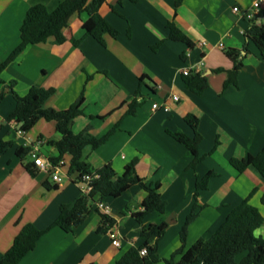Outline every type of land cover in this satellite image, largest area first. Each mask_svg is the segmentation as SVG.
I'll use <instances>...</instances> for the list:
<instances>
[{"label":"crops","instance_id":"obj_1","mask_svg":"<svg viewBox=\"0 0 264 264\" xmlns=\"http://www.w3.org/2000/svg\"><path fill=\"white\" fill-rule=\"evenodd\" d=\"M118 1L106 0L99 10L119 31L118 38L105 34L102 45L86 36L83 26L89 15L75 13L64 32L80 40L79 45L70 40L56 45L53 38L29 45L2 73L0 140L14 144L0 157V260L24 225L48 229L62 208L73 207L83 191L77 175L68 173L69 155L63 157V181L59 184L37 169L31 175L25 167L31 157L22 160L16 155L18 147H30L46 158H57L53 142L61 140L62 134L56 122L45 120L28 133H19L14 121H8L16 105L11 88L21 97L32 88L54 89L45 106L56 110L68 109L84 92L83 114L74 120V134L90 126V133L101 138L118 126L99 148L87 146L84 158L95 169L111 164L118 175L135 160L140 177L161 183L166 211L151 213L144 220L146 229L167 224L158 244L162 260L156 264H165L163 259L182 246L180 232L194 205L199 215L188 227L186 250L199 239L210 237L247 198L264 217V178L254 167L238 173L229 163L247 153L257 155L264 148V53L261 55L253 42L248 45L250 53L244 58L238 85L224 89L233 67L225 51L243 49L251 21L264 25V0L256 11L252 9L255 0H184L177 9L176 0H124L121 5ZM30 3L0 0V61L20 44ZM236 6L240 11H233ZM170 22L191 39L193 49L169 40ZM199 62L209 87L195 95L186 89L181 71ZM217 69L223 71L215 73ZM172 95L179 101L173 102ZM135 99L140 106L135 115H128ZM156 102H166L169 112L153 111ZM189 114L198 118L203 137L199 146L202 160L194 168L193 154L171 135L182 132L193 137L185 121ZM208 173L212 176L207 187L195 196L197 181ZM146 195L134 186L117 198L104 200L115 224L103 233L98 232L102 217L95 203L84 223L73 231L50 228L20 264H114L130 247L145 241L135 213L142 210ZM254 233L264 238V223ZM111 234L118 245L112 244ZM246 257V253L238 255L236 263L242 264Z\"/></svg>","mask_w":264,"mask_h":264},{"label":"trees","instance_id":"obj_2","mask_svg":"<svg viewBox=\"0 0 264 264\" xmlns=\"http://www.w3.org/2000/svg\"><path fill=\"white\" fill-rule=\"evenodd\" d=\"M124 0H119L121 5ZM136 3L139 0H128ZM184 0H176V9ZM106 0H53L46 3L43 0H31L30 8L21 26L20 44L9 54L5 60L0 61V84L4 81L2 73L29 45H37L54 39L56 45H61L70 40L74 45H79L80 40L69 37L64 30L68 28V22L75 13L86 12L89 19L84 23L86 36H91L100 44L104 45V35L110 34L118 38L119 31L113 27L99 10ZM114 12L122 16L121 13L112 6ZM169 40L183 42L191 49L195 44L180 30L174 22L168 24ZM246 43L242 50L229 48L226 55L233 62V67L228 71V78L224 83V89L238 85V76L243 67L245 56L250 53L248 45L253 42L259 53H264V25L250 22L249 28L245 31ZM160 42L158 46L161 44ZM184 56V55H183ZM217 69L214 72H222ZM185 87L195 95L203 94L209 87L208 76L205 73H195L183 76ZM143 81L140 83V87ZM11 95L16 101V105L8 121L16 120L21 123V131L28 133L40 120L56 122L57 130L62 134L61 140L53 142L57 148L59 156L51 158L53 163H58L65 155L70 156L69 175L76 174L80 180L84 174L96 173V177L91 181L92 191L87 195L82 193L73 207L64 206L56 221L46 230L38 229L34 224L28 223L22 227L18 235L14 238L12 246L3 254L0 264H20L21 260L33 251L40 238L52 227L58 226L66 232L73 231L76 227L84 223L95 203L103 202L107 198H117L134 186H139L146 192V197L141 204L142 210L135 213V218L140 225L139 233L145 238L144 243L139 246L130 247L125 254L114 264H156L162 259L158 255V244L165 236L167 224L151 225L144 227V220L151 213H164L167 203L160 194L161 183L146 181L136 173V161L134 160L125 167L122 175H118L111 164H107L101 169H95L84 158V150L91 146L94 150L106 143L113 136L118 126L112 128L105 136L97 138L90 133L88 126L82 133L74 134L72 127L74 120L83 114V103L85 101L84 92L78 100L66 110H56L47 108L46 101L54 93V89L32 88L29 93L21 97L13 88ZM3 95H0V101ZM140 103L135 99L129 107L128 115H135ZM185 121L193 130V137L182 132L171 133L173 138L194 156L191 167L194 168L201 160L199 146L203 140L198 131L199 120L195 115L189 114ZM14 143L12 141L0 140V157ZM32 149L30 147H18L16 155L26 160ZM230 165L238 172L243 173L250 167H254L264 178V148L257 154L247 153L243 158H232ZM31 175H35L36 166L33 161L25 164ZM212 173H208L203 179L196 183V195L205 189ZM46 187L51 188L48 183ZM264 204V196L261 199ZM197 206L194 205L184 224L180 238L182 246L177 249L169 259H163L165 264H237L236 257L246 253L247 257L242 264H264V238L255 235V230L264 223V217L258 208L249 202V198L243 200L226 217L219 228L207 239H199L192 247L186 250L188 227L199 215ZM102 224L98 232H105L107 228L115 224V220L108 215H102ZM147 249V255L142 256L141 250Z\"/></svg>","mask_w":264,"mask_h":264},{"label":"built area","instance_id":"obj_3","mask_svg":"<svg viewBox=\"0 0 264 264\" xmlns=\"http://www.w3.org/2000/svg\"><path fill=\"white\" fill-rule=\"evenodd\" d=\"M262 4V0H255L253 2L252 5V9L254 11H256L257 9L260 8ZM234 12H238L240 11L239 7H234L233 9ZM223 43L219 44V47L223 48ZM194 71L195 73H202L203 72V64L201 62L196 63L195 65H193L192 67H188V68H184L182 69L181 73L183 76H187L190 75V73ZM172 99L173 102H178L179 101V97L177 95H172L170 97ZM152 109L153 111H157V110H164L165 112H169L170 107L168 106V104L166 102L159 104L158 102L154 103L152 105ZM14 121V123L17 125L18 127V132L19 133H23L21 131V123H18L16 120H12ZM29 156L31 157L32 161L34 162L37 170H39L40 172H44L46 174H48L52 180L55 183H61L63 181V178L61 176L62 173V167L64 165V160H60L58 163H53L50 158H46L43 155L40 154V152L38 151V149H32L29 153ZM96 177V173H92V174H84L82 175L81 179L78 180L79 183H81L83 186V191L82 193L84 194H89L92 191V184L91 181L93 180V178ZM97 210L99 211V213H101L102 215H109V209L103 205L102 202L97 204ZM112 237V244L113 245H118V240L115 238L114 234H111ZM147 249L143 248L141 250V255L142 256H146L147 255Z\"/></svg>","mask_w":264,"mask_h":264}]
</instances>
